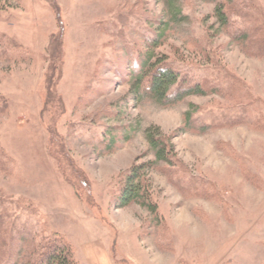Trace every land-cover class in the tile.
Listing matches in <instances>:
<instances>
[{
  "label": "rangeland",
  "instance_id": "374dc122",
  "mask_svg": "<svg viewBox=\"0 0 264 264\" xmlns=\"http://www.w3.org/2000/svg\"><path fill=\"white\" fill-rule=\"evenodd\" d=\"M3 1L0 264H32L54 234L77 264H264V60L223 29L225 0ZM238 2L235 21L260 28L264 0ZM149 28L167 30L157 59L220 91L135 98L127 65ZM149 137L167 139L175 166ZM145 163L158 216L116 209Z\"/></svg>",
  "mask_w": 264,
  "mask_h": 264
},
{
  "label": "trees",
  "instance_id": "16d2710c",
  "mask_svg": "<svg viewBox=\"0 0 264 264\" xmlns=\"http://www.w3.org/2000/svg\"><path fill=\"white\" fill-rule=\"evenodd\" d=\"M0 1L4 2L3 0ZM216 1L213 0L212 2ZM238 6H241L238 0H225L222 4L218 3L215 12L223 29L229 33L233 40L240 44H246L247 55L264 60V24L260 28H251L237 20L235 21L238 17ZM166 33L167 30L159 29L154 31L149 28L148 32L143 35L144 45L147 50L138 52V55L134 58H129V65L127 66L130 68L134 67L137 70L130 78L134 82L135 98H142L147 90L154 91L155 95H158L163 102L171 100L172 97L178 98L179 96L187 95L207 96L220 91L218 88L222 85L216 79L210 76H197L193 72L192 74L197 78H191L186 71L176 67L174 63L155 57L154 52L164 43ZM170 92H172V97L169 95L171 94ZM229 98L232 100V95L229 94ZM50 100L52 101L53 98L51 97ZM54 103L56 107H64L59 100L54 101ZM191 121V117L188 115L181 130L188 131L191 129ZM240 124H242L241 121H233L226 125L218 124L212 128H235ZM257 126L264 130V125L259 124ZM149 140L152 146H160L157 159L163 158L170 166L176 165V155L167 139L149 137ZM104 142L107 141H103V144ZM116 145V139L109 137L108 143L101 151L102 154L115 150L117 148ZM55 160L59 164L58 159L55 158ZM150 168L151 166L146 163L135 164L125 173L123 181H121L122 185L118 193L116 209L138 204L151 214L158 216V205L152 200L151 185L147 179V171ZM61 169L60 172L64 177L65 173ZM36 255V259L32 264H77L73 257V246L65 237L57 234H54L53 238L44 239Z\"/></svg>",
  "mask_w": 264,
  "mask_h": 264
}]
</instances>
